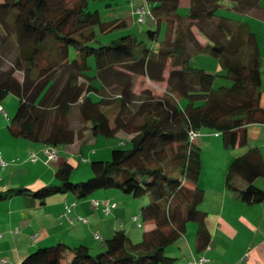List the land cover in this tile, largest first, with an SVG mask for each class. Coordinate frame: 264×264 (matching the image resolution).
Segmentation results:
<instances>
[{
    "label": "trees",
    "instance_id": "16d2710c",
    "mask_svg": "<svg viewBox=\"0 0 264 264\" xmlns=\"http://www.w3.org/2000/svg\"><path fill=\"white\" fill-rule=\"evenodd\" d=\"M182 1L144 0L156 28L139 36L123 18L103 21L89 0H0V104L9 96L18 100L11 134L55 148L84 140L87 131L91 138L127 136L109 160L90 163L88 180L75 183L78 167L66 162L56 172L57 184L2 191L0 202L24 194L42 203L68 194L86 200L115 190L149 195L142 218L154 224L139 242L122 224L95 255L83 245L58 243L21 264H172L167 250L185 238L190 222L199 226L198 249L210 244L207 213L200 209L202 150L190 133H220L233 150L248 145L249 126L264 125L257 35L248 22L219 15L230 7L264 21V7L261 0H190L183 8ZM125 30L116 40L101 39ZM199 54L217 58L223 74L192 66ZM140 75L166 83L165 93H136ZM218 76L231 84L215 88ZM235 177L247 182L244 190L233 185ZM261 177L264 159L250 149L230 164L226 184L243 202L256 204L264 201V190L254 184Z\"/></svg>",
    "mask_w": 264,
    "mask_h": 264
},
{
    "label": "crops",
    "instance_id": "0c3cea01",
    "mask_svg": "<svg viewBox=\"0 0 264 264\" xmlns=\"http://www.w3.org/2000/svg\"><path fill=\"white\" fill-rule=\"evenodd\" d=\"M140 4L137 2L130 4V11L127 12L130 18L128 23L132 28H135L137 24H145L139 22L138 14L135 13L140 8ZM181 6L189 7L190 0L185 5L181 3ZM248 17L252 16L245 15L242 21L248 22L246 19ZM123 19L126 20V16ZM253 20L255 25H250L257 35L262 50L261 41H264V38L260 35L264 37V21L254 17ZM139 29L143 30V28ZM10 97L0 104L4 109V112L0 111V154L5 161V166L0 163V192L18 188L33 192L47 185L57 184V170L66 162L73 164L79 163L80 157L85 159L84 147H92L87 150L90 158L89 164L92 161L110 159L111 151L108 152L107 149L100 151L97 148L102 146L104 141L86 135L84 140L78 142V145L76 142L72 146L57 148L58 161H49L44 152L48 146L36 144L11 134L9 126L14 115H11L10 109L14 113L16 99L13 96ZM261 104L264 108V72ZM203 131L212 137H197L195 141L199 145L200 142L204 143L209 139L215 145L214 139H220L218 145L221 146V142L224 145L220 133L210 130ZM198 138L201 141H198ZM250 149H258L264 159V125L254 124L248 127V145L246 147L237 146L233 150L224 147V160L221 163L215 162L204 171L202 166L199 186L204 190V201L200 205V209L207 213L206 226L211 236V250L200 251L198 249L199 226L196 222H190L182 242L167 250V253L175 258L172 264H187L193 256L200 257L203 254L210 258V264H264V201L247 204L240 199L238 192L227 187L226 184V175L230 164ZM81 163L78 165V169L81 167ZM88 173L91 174V168ZM232 183L240 190L247 187V182L240 177H235ZM254 184L264 190V177L256 179ZM116 196V193L98 192L89 199L78 200L76 196L68 194L54 196L46 203H42L34 199L33 196L24 194L1 201L0 264H21L35 250L52 247L58 243L72 247L83 245L89 248L90 252L92 249H96V252L105 249V241L112 238L122 224L125 232L129 233L130 225H134V217H138L140 223L142 207L146 203L145 200L141 204L139 203V209L141 208L139 211V209L137 210L138 198L124 195L127 197L120 199ZM130 198H134L133 201ZM92 200L99 201L100 205L97 208L93 207ZM105 201L111 203L119 201L117 207L109 215L103 211ZM74 203L75 206L68 213L66 207ZM80 218H85L87 223L81 222ZM130 221L131 223H129ZM144 222L147 230L154 227L152 221ZM142 227L141 223L140 228ZM95 233L100 234L103 239H95ZM34 234H38L35 241L32 240ZM132 234L136 236V239L139 237L138 232L129 233L133 236ZM94 243L99 244V247L96 248Z\"/></svg>",
    "mask_w": 264,
    "mask_h": 264
},
{
    "label": "rangeland",
    "instance_id": "374dc122",
    "mask_svg": "<svg viewBox=\"0 0 264 264\" xmlns=\"http://www.w3.org/2000/svg\"><path fill=\"white\" fill-rule=\"evenodd\" d=\"M136 2L137 3H141L140 7L144 5L143 0H89V7H90L91 11H99L103 21L115 20V19H119L120 17L124 18L126 16L127 22H130V18L127 15V12L130 11L129 10L130 4H133V3H136ZM187 2H189V0H183L182 3L185 5V4H187ZM261 6L264 7V0H261ZM219 15L227 16V17H230V18H233V19H236V20H241V21L243 20V18L245 16L243 14H238V13L232 11L230 7H226V8L221 9L219 11ZM246 19H248V23L249 24H254L255 25L254 20H253V16L252 17H248ZM139 28H143L144 30H148V29H151V28L155 29L156 26H154L152 20L150 18H148L147 21L145 22V24H143V25L137 24L135 26V28H133V29L129 27V29L131 31H133L136 34H138L139 36H141L140 34L142 32H141V30ZM98 32H99V30H98ZM125 32H127V30H125V31H116V32H114V33H112L110 35H107V36L101 35V39H102L103 43H108V42L112 41L113 39L114 40L118 39ZM163 36H164V33L162 32V37ZM260 36H262V38H264L263 35H260ZM261 43H262V46H263L262 50H261L260 43H259V46H260L261 55H262V58H263L264 57V41H261ZM73 56H75V52H73ZM91 63L94 64V61L91 60ZM191 65L196 67V68H202V69L208 70L209 72H213V73H216L218 75L223 74V71H222V68L220 66L219 60L217 58H214V57L208 55V54H199L198 56L194 57L191 60ZM168 71L169 70L166 69V71L164 72V76L165 77H167L169 75ZM263 72H264V67H263ZM230 84H231V82L229 80H227L226 78H224L222 76H218L217 79H216L214 87L218 88L219 86H222V85L228 86ZM144 90H151L155 95L162 96L165 93V91H166V83H164V82L163 83L162 82H153L150 79H148V77H146L145 75H140L139 77H137L135 91H136V93L140 94ZM8 98H11V97L9 96ZM6 101H8V100H6ZM15 106L16 107H15L14 113L12 112V109H10L11 115H15V112H16V110L18 108V100L17 99H16V105ZM76 112H77V110H76ZM74 121H75L74 122V127L79 129L81 127V124L79 123L76 114L74 115ZM85 135H89V131H87V133ZM204 136L205 137H212V135L205 134V131H202L201 133H199L198 137H204ZM126 137L127 136H125V135H120L117 139L99 138L100 140L104 141V144L102 146L97 147V148L100 151H104V150L107 149L108 152H110V151H112L113 148H117L118 146H122L123 144L120 142V140L127 139ZM81 141H82L81 139L77 140L76 141L77 142L76 145H78V142H81ZM198 141H201V140L198 138ZM214 141H216V145L211 142V139H209V141L205 140L204 143L200 142L201 146L196 142V144L202 150L203 171L207 170L208 166L212 165L213 163H215V162L221 163L224 160V153H225V151H223L224 145L222 144V142H221V146L218 145V143L220 144V139L219 140H215L214 139ZM91 148H92L91 146L84 147V150H85L84 151V155L86 156V158L84 159V158L80 157L78 159L79 163H73V164H75L78 167V165L82 162L81 163V167H79V169L78 168L76 169L75 175L73 176V180H74L75 183H77L78 181H86V180H88L89 178L92 177V174L88 173V170L91 167V164H89L90 158L88 157V153H87V150H89ZM102 193H105V192H102ZM111 193H113V194L116 193V195H117L116 197H118L120 199H123L124 197H127V196H124V194H122V193H120L118 191H115V190L111 191ZM130 199H131V201H133L134 198H130ZM144 200L148 204L149 201H150V196L146 195V196H144L142 198H138L137 210L139 209L140 204ZM116 204L118 205L119 201H116ZM140 209H139V211H140ZM112 216H114V215H112ZM120 222L121 221L119 220V224H120ZM129 223H131V221ZM140 223L143 224L142 228L138 227V225L135 222H134V225H137V226H134V225L131 226L130 225V229H129L130 232L135 231V232L139 233V237H137V239H136V236H134V234H132L133 236L130 235V239L132 241H134V242L141 241L142 238H143V234L148 229L146 227L145 222L142 220V218H140ZM119 224H118V226H119ZM94 244L96 245V248L99 247V244H96V243H94ZM174 247H176V246H171L169 249L174 248ZM91 252H92L93 255L98 253V252H96V249L95 250L92 249Z\"/></svg>",
    "mask_w": 264,
    "mask_h": 264
},
{
    "label": "built area",
    "instance_id": "2783aa9c",
    "mask_svg": "<svg viewBox=\"0 0 264 264\" xmlns=\"http://www.w3.org/2000/svg\"><path fill=\"white\" fill-rule=\"evenodd\" d=\"M138 14V18H139V22H145L148 18L152 17V12L151 9L147 6H141L140 8H138L136 10V12ZM0 111L4 112L3 107L0 105ZM199 136V133L196 131H192L190 133V139L191 140H195L197 137ZM45 154L47 155V158L49 161H58L59 159V154H58V149L55 147H51L48 146L45 148ZM0 163L1 165L5 166V161L2 159L1 154H0ZM100 205V202L97 200H92V206L97 208ZM103 211L106 215H109L111 213V211L113 209H115L117 207V205L115 203H111L109 201H105L103 204ZM75 206V203L72 204L71 206H67L66 210L68 213L71 212L72 208ZM79 220H81L83 223H87V220L84 218H80ZM134 222L137 223V225L139 227H141V223H139V218L138 217H134ZM95 239L97 240H102V236L98 233L94 234ZM38 238V234H34L32 236V240L35 241ZM211 250V246L210 244L205 248V251H210ZM4 262V261H2ZM211 260L208 256H206L205 254L201 255L200 257H192L191 259L188 260L187 264H210Z\"/></svg>",
    "mask_w": 264,
    "mask_h": 264
}]
</instances>
